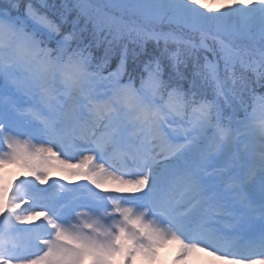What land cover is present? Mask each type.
<instances>
[{
    "label": "snow or ice",
    "instance_id": "obj_1",
    "mask_svg": "<svg viewBox=\"0 0 264 264\" xmlns=\"http://www.w3.org/2000/svg\"><path fill=\"white\" fill-rule=\"evenodd\" d=\"M170 242L264 264V0H0V264Z\"/></svg>",
    "mask_w": 264,
    "mask_h": 264
},
{
    "label": "rangeland",
    "instance_id": "obj_2",
    "mask_svg": "<svg viewBox=\"0 0 264 264\" xmlns=\"http://www.w3.org/2000/svg\"><path fill=\"white\" fill-rule=\"evenodd\" d=\"M206 2H211V0H205ZM11 172H16L19 171L18 169H10ZM59 174L54 172L53 176L56 177ZM179 244L176 242H170L168 245L164 246L163 248L160 249L158 258L156 260V264H173L174 262V257L179 249ZM201 262H200V261ZM207 260L205 257L202 255V253H194L190 255L187 258L186 264H208L205 263Z\"/></svg>",
    "mask_w": 264,
    "mask_h": 264
},
{
    "label": "trees",
    "instance_id": "obj_3",
    "mask_svg": "<svg viewBox=\"0 0 264 264\" xmlns=\"http://www.w3.org/2000/svg\"><path fill=\"white\" fill-rule=\"evenodd\" d=\"M208 5H209L210 7H213V8H215V7H220V6L222 5V2L219 1V2L214 3V4L209 3ZM148 48H149V50L151 51L152 48H153V45L149 44V45H148ZM113 63H115V61H114Z\"/></svg>",
    "mask_w": 264,
    "mask_h": 264
},
{
    "label": "bare ground",
    "instance_id": "obj_4",
    "mask_svg": "<svg viewBox=\"0 0 264 264\" xmlns=\"http://www.w3.org/2000/svg\"><path fill=\"white\" fill-rule=\"evenodd\" d=\"M209 262H208V264H218V262H215L214 261V258L213 257H211V256H209ZM194 264V263H193Z\"/></svg>",
    "mask_w": 264,
    "mask_h": 264
}]
</instances>
